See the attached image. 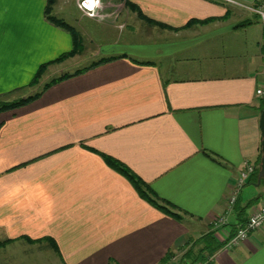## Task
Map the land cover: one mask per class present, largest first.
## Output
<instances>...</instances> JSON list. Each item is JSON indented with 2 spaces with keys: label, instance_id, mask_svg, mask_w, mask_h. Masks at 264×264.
<instances>
[{
  "label": "crops",
  "instance_id": "obj_1",
  "mask_svg": "<svg viewBox=\"0 0 264 264\" xmlns=\"http://www.w3.org/2000/svg\"><path fill=\"white\" fill-rule=\"evenodd\" d=\"M47 2L0 0V100L78 70L67 69L75 57L50 63L71 50L72 36L48 19ZM75 2L54 0L48 13ZM123 2L136 27L103 43L96 59L111 60L0 110V242H8L0 264H30L33 255L37 264H158L209 232L225 239L263 202L241 210L264 193L246 183L228 207L244 162L259 164L257 16L221 0ZM109 161L181 219L143 199ZM221 216L225 223L214 226ZM223 243L212 264H264V228L232 248Z\"/></svg>",
  "mask_w": 264,
  "mask_h": 264
},
{
  "label": "rangeland",
  "instance_id": "obj_2",
  "mask_svg": "<svg viewBox=\"0 0 264 264\" xmlns=\"http://www.w3.org/2000/svg\"><path fill=\"white\" fill-rule=\"evenodd\" d=\"M81 2L82 0H76L74 5L75 8H73L72 4L68 3L65 5L64 9H61V11L56 14L57 16L51 15L56 19L62 20L73 29H77V32L81 37L82 45L80 51L74 56L68 57H75L74 59L76 62L78 61V63L74 62L75 64L73 65L72 61L69 64L72 66L67 68L69 70H73L76 67L77 69L82 68L88 65L90 61L95 60L103 53L102 46L105 41H113L117 39V37L120 39L125 38V36L120 35V29L126 28L127 26H131L133 28L136 27L134 20L126 18L127 9L123 0H99L98 5L95 3V0H93L92 2L94 3V7L93 9L88 7L89 11L81 8ZM101 17H103V19H101ZM137 32L138 31L135 33ZM137 34L131 38L137 40L143 37L138 36ZM247 188L252 187L249 186ZM245 194L246 193H243V199L246 197ZM201 237L192 240V242L188 244V247L184 248L183 251H172V257L170 261L174 264H204V262H201L200 260L196 262L192 261L195 256L200 253L199 251L201 248L204 247L205 242L203 243V241L200 240ZM188 250H192V254L189 256L186 255ZM207 253L208 252H204L203 255L208 257ZM39 259L41 258H35V255H33V258L28 260L30 261V264H37ZM51 262L52 261H49V264H51Z\"/></svg>",
  "mask_w": 264,
  "mask_h": 264
},
{
  "label": "trees",
  "instance_id": "obj_3",
  "mask_svg": "<svg viewBox=\"0 0 264 264\" xmlns=\"http://www.w3.org/2000/svg\"><path fill=\"white\" fill-rule=\"evenodd\" d=\"M54 0H48L47 2V6H46V9H45V12H46V15L48 16V19L58 25V26H61V27H64L66 29H68L71 33V36H72V48L71 50L63 53L62 55H60L58 58H56L55 60H53L52 62L50 63H54V62H61L63 60H65L66 58L68 57H71V56H74L76 53H78L80 51V48H81V45H82V41H81V37H80V34L75 30L73 29L72 27L68 26L65 22H63L62 20L60 19H56L55 17L51 16L48 12L50 11L51 9V6L53 4ZM49 14V15H48ZM108 60H111L110 57H101L99 59H96L94 61H92L90 64L82 67V68H79L78 70H76L75 72L73 73H64L62 75H60L59 77H55L53 79H51L50 81L46 82L43 84L42 88L40 91L32 94V95H29V96H26V97H23V98H19L17 100H13V101H4V100H0V110H9V109H13V108H16V107H19V106H22L28 102H30L31 100H34L36 99L40 94L41 92L46 89L47 87H49L50 85L54 84L55 82L57 81H60L64 78H67V77H70L72 75H75L77 73H81L83 71H85L86 69L92 67V66H95L99 63H103L105 61H108ZM48 64H43L42 66H40L36 72V74L34 75V78L31 82V85H34L36 84L40 77H41V74L43 73V71L45 70L46 66ZM264 106V100H262L261 102V109L263 108ZM208 156H210L209 153H206ZM259 157H260V154L258 155L257 157V162H259ZM213 158V157H212ZM214 159V158H213ZM109 164L115 168L116 170H118L119 172L125 174L126 176H128L129 180L134 184L136 190L138 191V193L140 194V196L145 199L146 201H148L150 204H152L154 207H156L157 209L161 210L162 212L164 213H167L173 217H176L177 219H181L180 215L174 213V212H171L169 210V208L167 207V204H164L162 201L158 202L157 198H154V196H151L150 194H148V191L146 190V185L141 182L140 180L138 179H135L132 177L131 174H129L124 168H122L121 166L117 165L115 162H111L109 161ZM257 173H258V165H256V169L254 171V173H252L250 175V177L248 178L247 180V184L249 183H254L257 181ZM131 175V176H130ZM262 185H264V179L262 178L261 179V183ZM262 200L264 202V193H260L258 194L257 197H255L254 199L250 200L249 202H247V204H245L244 206L241 207V210L243 211L244 209L252 206L254 203L258 202ZM246 221V220H245ZM234 232L231 230L230 231V235H233ZM27 241L29 242H35L37 240H34V239H30V238H26ZM200 240L203 241L204 243V247L201 248V250L199 251L200 253L198 255L195 256V258L192 260L193 262H196L198 260H200L201 262H204V264H212V261L210 259V256L212 255V253L215 251L216 248L219 247V245L223 242H217L216 241V237L213 235V233L209 232L205 235H203ZM6 243H8L7 241H2L0 242V246L2 245H5ZM51 245L53 246V248L55 249V251H58L57 247H56V244L54 242L51 243ZM206 253L208 252V257H205L203 255V253ZM192 254V250H188L186 252V255H191ZM171 257H172V251H168L162 258L161 260L159 261V263L161 264H174L173 262H171ZM111 261V260H110ZM109 261V262H110Z\"/></svg>",
  "mask_w": 264,
  "mask_h": 264
},
{
  "label": "built area",
  "instance_id": "obj_4",
  "mask_svg": "<svg viewBox=\"0 0 264 264\" xmlns=\"http://www.w3.org/2000/svg\"><path fill=\"white\" fill-rule=\"evenodd\" d=\"M88 0H82L80 6L88 10L86 4ZM227 4L241 7L249 12L255 14L258 18L259 24L264 31V0H255L254 3L242 2L240 0H221ZM89 11V10H88ZM255 94L258 98L264 100V70L260 75V81L255 89ZM256 169V164L253 162H244V166L239 171L236 182L232 187V192L228 196V207H232L235 203L240 189L246 184L248 178ZM229 209V208H228ZM224 216L216 218L213 221L214 226L224 224ZM264 228V202L257 204L252 210L246 221L240 226L233 235H227L224 239L221 234H215L216 238L224 241L225 248H232L244 240L250 233Z\"/></svg>",
  "mask_w": 264,
  "mask_h": 264
},
{
  "label": "water",
  "instance_id": "obj_5",
  "mask_svg": "<svg viewBox=\"0 0 264 264\" xmlns=\"http://www.w3.org/2000/svg\"><path fill=\"white\" fill-rule=\"evenodd\" d=\"M259 129L261 134L260 140V160L258 164L257 181L253 184L259 185L261 179H264V106L259 115Z\"/></svg>",
  "mask_w": 264,
  "mask_h": 264
},
{
  "label": "clouds",
  "instance_id": "obj_6",
  "mask_svg": "<svg viewBox=\"0 0 264 264\" xmlns=\"http://www.w3.org/2000/svg\"><path fill=\"white\" fill-rule=\"evenodd\" d=\"M95 3L98 5L99 0H95ZM101 19H103V17H101ZM6 226H7V221L4 219H0V227H6Z\"/></svg>",
  "mask_w": 264,
  "mask_h": 264
},
{
  "label": "bare ground",
  "instance_id": "obj_7",
  "mask_svg": "<svg viewBox=\"0 0 264 264\" xmlns=\"http://www.w3.org/2000/svg\"><path fill=\"white\" fill-rule=\"evenodd\" d=\"M88 6V5H87Z\"/></svg>",
  "mask_w": 264,
  "mask_h": 264
}]
</instances>
